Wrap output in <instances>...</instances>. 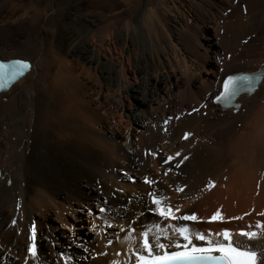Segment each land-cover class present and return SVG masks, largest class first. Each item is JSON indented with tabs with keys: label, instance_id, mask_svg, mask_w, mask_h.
Returning a JSON list of instances; mask_svg holds the SVG:
<instances>
[{
	"label": "bare ground",
	"instance_id": "1",
	"mask_svg": "<svg viewBox=\"0 0 264 264\" xmlns=\"http://www.w3.org/2000/svg\"><path fill=\"white\" fill-rule=\"evenodd\" d=\"M0 58L32 64L0 95V264H35L33 223L43 264L134 261L129 224L167 227L147 210L150 190L202 221L250 213L190 227L264 250V236L235 235L264 223V80L236 114L211 104L224 76L264 72V0H0ZM100 206L110 229L86 215Z\"/></svg>",
	"mask_w": 264,
	"mask_h": 264
},
{
	"label": "snow or ice",
	"instance_id": "2",
	"mask_svg": "<svg viewBox=\"0 0 264 264\" xmlns=\"http://www.w3.org/2000/svg\"><path fill=\"white\" fill-rule=\"evenodd\" d=\"M246 11V9H245ZM231 59V56L228 57ZM222 63V59H221ZM31 70V63L22 59H12L7 62H0V92L6 91L9 87L18 82L21 78L25 77ZM224 71L223 68L220 69ZM264 80V72H257L252 74H228L222 81V91H220L214 98V103H222L225 106H231L236 110H239L240 105L233 102L241 94L251 95L257 88V86ZM205 107V105H201ZM193 111H199L193 109ZM171 119V117L169 118ZM179 119V117H177ZM165 124L168 120L164 121ZM189 133L184 134V139H188ZM151 155V153H150ZM175 157H180V153L176 152ZM173 156H169L165 163L173 160ZM188 157H183L177 162L176 167H180V164ZM167 175V172L164 173ZM143 183L152 188V185L156 183L154 179H150L148 176L143 178ZM214 187L212 180H208L205 188L202 191L210 190ZM259 187V185H257ZM177 192L183 191L179 186L175 189ZM148 197V212L159 218L160 221H164L167 224L160 223L153 224L150 228H145L142 231L137 232V229L130 223L128 227L129 235L125 237L126 240L132 242L135 240V246L129 249L130 256L134 258V264H264V250L257 251L247 247H241L234 244L232 240L233 233L229 229H223L222 232L213 233L209 231L206 234L200 232H193L190 224L192 223H225L231 220H243L244 216L250 215V213H244V216H233L227 219L223 217L220 210L217 209L207 221H202L193 212L190 214L177 215L180 212L179 206H173L168 203V197L160 192H154L152 190L147 192ZM105 204L107 202H104ZM97 212L99 215H97ZM110 212L105 206H100L98 210L92 209L86 210V215L93 216L96 219H104L106 226L110 229L113 224L108 222L110 217L106 214ZM143 214V213H142ZM258 216L264 217V211L257 213ZM15 225L16 221H12ZM97 225L92 224L88 231L92 232L96 229ZM252 226H248L249 230H239L237 233L241 237L247 238L252 241L260 236H264V223L257 221L255 229L251 230ZM171 230V233L168 232ZM31 235L28 239L31 243L27 246V255L35 262V264H43L40 260L39 253L36 246L37 229L33 223L30 230ZM69 231H72L70 228ZM120 231L124 232V226L120 227ZM99 235V233H97ZM222 238L212 239V237ZM162 239L169 241L168 244L161 242ZM194 241L201 242L200 244L194 243ZM112 243L111 240L108 241ZM76 247L82 248L83 246L77 244ZM173 249V250H169ZM83 251L88 252L89 249L83 248ZM99 255H105L100 253ZM119 255V253H117ZM95 259V257H92ZM62 264H74L75 258L66 254L60 255ZM24 264H28L27 257ZM115 264V262H113ZM127 264H133V260H129Z\"/></svg>",
	"mask_w": 264,
	"mask_h": 264
},
{
	"label": "rangeland",
	"instance_id": "3",
	"mask_svg": "<svg viewBox=\"0 0 264 264\" xmlns=\"http://www.w3.org/2000/svg\"><path fill=\"white\" fill-rule=\"evenodd\" d=\"M206 57H207L208 59H210V58H211V54H209V53L206 54ZM55 72H57V71H54V72H53L54 75H55ZM88 86H89V87H87V88H90V87H91L90 84H89ZM107 96L110 97V96H111V93L108 92V93H107ZM100 115H101V113H100ZM101 116L103 117V115H101ZM104 119H107V117H105ZM239 125H240V124H237L238 127H239ZM238 127H237V128H238ZM11 141H13V140L11 139ZM122 146L124 147L123 144H121V147H122ZM123 147H122V148H123ZM118 173H119V175L124 176V175L121 174V172H118ZM96 182H97V180L93 181V183H94L95 185H96ZM131 184H132V183H131ZM90 188H91L92 190H93V189L98 190L97 187H93V186H91V185H90ZM89 227H90V225H84V226H83V228H84L86 231H88V228H89ZM114 237H115V236H114ZM95 246H96V245H95ZM70 250H72V249L70 248Z\"/></svg>",
	"mask_w": 264,
	"mask_h": 264
}]
</instances>
